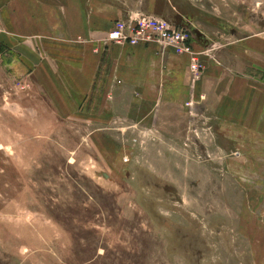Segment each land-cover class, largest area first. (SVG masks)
Instances as JSON below:
<instances>
[{
    "label": "rangeland",
    "instance_id": "obj_1",
    "mask_svg": "<svg viewBox=\"0 0 264 264\" xmlns=\"http://www.w3.org/2000/svg\"><path fill=\"white\" fill-rule=\"evenodd\" d=\"M34 1L24 37L0 0V264H264V0ZM99 4L188 34L181 90L115 76Z\"/></svg>",
    "mask_w": 264,
    "mask_h": 264
},
{
    "label": "crops",
    "instance_id": "obj_2",
    "mask_svg": "<svg viewBox=\"0 0 264 264\" xmlns=\"http://www.w3.org/2000/svg\"><path fill=\"white\" fill-rule=\"evenodd\" d=\"M32 3L35 4L36 1L31 0L27 4V0H18L14 11L12 9L7 10L8 14L11 12L17 19L19 30L21 33L23 32L24 37L27 36L26 28L30 24L28 18L32 16L37 18L41 13V11L34 10ZM50 14L57 21L56 12L51 11ZM123 15L125 14L121 9L108 4L95 6L92 13V16L97 18L96 20H110L114 16L119 21ZM31 55L33 56V54ZM115 56L114 65H117V70L114 74L126 85L149 88L152 93L157 94L161 88L167 87L170 83L173 84V88L179 91L182 89L180 87L181 82L185 80L186 83L187 81L185 75L188 66L187 58L184 55H176L171 50H162L155 44L125 45ZM18 59L20 65L26 66L27 61L21 55V48ZM143 75L145 78L142 77ZM185 83L183 82L182 85H186Z\"/></svg>",
    "mask_w": 264,
    "mask_h": 264
},
{
    "label": "built area",
    "instance_id": "obj_3",
    "mask_svg": "<svg viewBox=\"0 0 264 264\" xmlns=\"http://www.w3.org/2000/svg\"><path fill=\"white\" fill-rule=\"evenodd\" d=\"M178 25H171L166 20L153 15L137 14L134 19L117 21L109 33V41L118 44L136 46L138 44H155L162 50H171L176 55H184L188 59V70L199 66V53L193 48L189 36ZM195 78V77H194ZM190 74V79L195 82Z\"/></svg>",
    "mask_w": 264,
    "mask_h": 264
}]
</instances>
